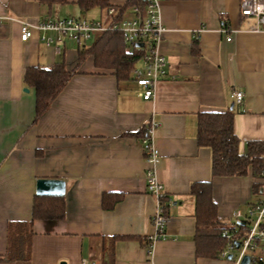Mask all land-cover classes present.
<instances>
[{
	"label": "crops",
	"instance_id": "obj_1",
	"mask_svg": "<svg viewBox=\"0 0 264 264\" xmlns=\"http://www.w3.org/2000/svg\"><path fill=\"white\" fill-rule=\"evenodd\" d=\"M78 7L77 0L52 9L0 0V256L9 222L32 220L37 180L54 178L66 182V217L34 222L29 264H233L196 255L190 187L212 181L219 217L233 228L236 213L245 216L263 199V181L251 173L213 178L211 151L198 146L197 120L201 112L230 109L240 153L249 142L264 141V28L250 30L255 20L242 17L240 0H162L166 32L158 49L168 61V77L145 101L135 79L118 81L96 68L92 57L78 65V47L66 39L59 51L42 41L41 22L77 17ZM98 9L79 11L108 21L107 10ZM24 23L33 29L25 42ZM60 62L74 74L36 119V92L24 84L26 70ZM235 91L243 92L241 103L232 97ZM152 121L160 124L153 136L159 150L155 170L175 205L165 238L149 252L156 201L148 193L151 164L137 134ZM105 193L122 195L113 209H104Z\"/></svg>",
	"mask_w": 264,
	"mask_h": 264
},
{
	"label": "trees",
	"instance_id": "obj_2",
	"mask_svg": "<svg viewBox=\"0 0 264 264\" xmlns=\"http://www.w3.org/2000/svg\"><path fill=\"white\" fill-rule=\"evenodd\" d=\"M38 2L49 9L63 6L68 0H29ZM189 1V0H183ZM83 11L99 8L116 10L115 18L120 19L127 12L138 7L143 15L146 8L144 0H129L124 6H114L110 0H77ZM147 55V49L127 45L122 32H104L94 36L90 45L78 46V65L86 58L92 57L96 68L108 71L118 81L134 79V70L138 62ZM74 72L66 68L64 62L51 68L30 67L26 70L24 84L36 92V119L40 118L56 100L69 83ZM234 111L201 112L197 120V142L201 148H208L212 154V177H245L252 174L262 178L264 174V141L249 142L245 153L239 152L240 139L234 132ZM146 126V125H145ZM145 126L137 136H146ZM190 194L196 200L194 236L196 255L198 257L220 260L228 247V240L223 235L227 227L218 214V205L214 200L213 183L195 182L190 187ZM122 198L116 193L103 195L104 209H113ZM168 197L164 200L167 202ZM169 215V208L166 207ZM66 217V201L64 196L34 197L32 220L14 221L8 224L7 249L0 256V264H29L32 257V238L34 222L38 220H62ZM239 233L244 231V224H236ZM106 264V263H105ZM264 264V262H263Z\"/></svg>",
	"mask_w": 264,
	"mask_h": 264
},
{
	"label": "built area",
	"instance_id": "obj_3",
	"mask_svg": "<svg viewBox=\"0 0 264 264\" xmlns=\"http://www.w3.org/2000/svg\"><path fill=\"white\" fill-rule=\"evenodd\" d=\"M146 3L145 12L142 15L138 7L133 9V17L120 19L115 18L116 10L110 8L107 11L109 20L95 21L80 17H70L66 19L47 20L41 22L37 29L43 33L42 41L48 46H55L56 50H60L64 44V37L75 40L79 45L83 41H87L91 37L104 32H122L127 45H136L142 43L147 49V55L142 60V65L137 67L133 74L136 84L142 89L140 96L149 101L155 97L156 87L158 83L168 77V61L164 55L159 52L158 45L163 38L166 28L161 18V1L162 0H144ZM240 13L244 18H252L255 20L250 30L258 32L264 28V0H240ZM13 21L11 17L6 18ZM1 22V20H0ZM224 33L228 30L224 29ZM54 33L56 36L47 35ZM23 42L28 41L33 35V29L24 23L20 33ZM230 41L231 37L227 36ZM174 79V77H173ZM232 97L237 103H241L243 92L235 91ZM159 123L152 121L145 126L146 136L141 139L142 150L145 158L151 167L145 172V180L147 182L148 193L151 194L156 201L155 213L152 217V232L146 236L147 249L149 252L153 250L154 245L165 238L166 228L169 222V215L166 214V207L175 205L168 197L164 185L160 182L155 170V164L159 159V150L153 142L155 130L159 127ZM263 181L264 195V174L261 178ZM235 218L238 223L244 224V231L239 233L235 224L232 229H227L223 235L228 240V247L222 253L223 259H228L232 250H236L237 254H232L233 264H242L246 256L250 257L248 264H263L264 262V196L261 201L251 206L248 213L242 216L239 212ZM235 242H239V248H236ZM81 264H100L96 261L83 259Z\"/></svg>",
	"mask_w": 264,
	"mask_h": 264
},
{
	"label": "water",
	"instance_id": "obj_4",
	"mask_svg": "<svg viewBox=\"0 0 264 264\" xmlns=\"http://www.w3.org/2000/svg\"><path fill=\"white\" fill-rule=\"evenodd\" d=\"M136 47H144L142 43L136 44ZM26 92H29L28 89H25ZM66 194V182L61 179L54 178H40L36 182V195L37 196H65ZM236 248H239V242H235ZM233 256L230 254L228 256L229 260H232ZM250 257L246 256L242 264H248ZM61 264H66L62 262Z\"/></svg>",
	"mask_w": 264,
	"mask_h": 264
},
{
	"label": "rangeland",
	"instance_id": "obj_5",
	"mask_svg": "<svg viewBox=\"0 0 264 264\" xmlns=\"http://www.w3.org/2000/svg\"><path fill=\"white\" fill-rule=\"evenodd\" d=\"M78 14H76V15H79V16H77V18L78 17H80V18H86V19H88V20H91V15H89V14H83V13H81V11H79L80 9H79V7H78ZM96 10V9H95ZM98 11H99V9H98ZM126 18H131V14H129V15H127L126 16ZM64 39H66V42H67V45H70L72 48H74L75 50L77 49V47L79 46V44L75 41V40H71V39H69L68 37H64ZM93 40H94V36L93 37H91L90 39H88L87 41H83L82 42V45H90L92 42H93ZM141 63H142V61H139L138 62V66H140L141 65ZM248 210V209H247ZM236 221V220H235ZM234 221V222H235ZM231 254H237V252H236V250H232L231 251ZM227 260H229V259H227ZM230 262H233V260H230Z\"/></svg>",
	"mask_w": 264,
	"mask_h": 264
}]
</instances>
